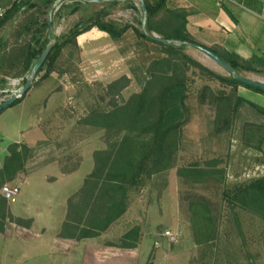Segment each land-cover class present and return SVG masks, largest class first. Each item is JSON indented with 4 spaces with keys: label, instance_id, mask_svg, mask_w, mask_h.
Here are the masks:
<instances>
[{
    "label": "rangeland",
    "instance_id": "374dc122",
    "mask_svg": "<svg viewBox=\"0 0 264 264\" xmlns=\"http://www.w3.org/2000/svg\"><path fill=\"white\" fill-rule=\"evenodd\" d=\"M119 1L108 19L144 30V16L139 1ZM93 3L90 12L103 8L102 3ZM236 3L245 5L246 2L237 0ZM74 4V0H65L53 13L48 33L54 43L60 42L81 20L82 12L90 8L89 5H83L80 8L82 12L70 13ZM61 6L62 9L58 11ZM22 19L21 11L0 28L1 55L7 54L16 47L17 42L26 39L15 36ZM93 29L94 41L91 44L83 49L67 46L62 50L58 67L67 70V73L56 75L60 80L48 81L39 89L45 92L46 89L54 88L62 92L53 112L43 116L41 125L50 143L46 159L53 164L54 169L34 174L37 168H33L37 165H33L32 154L29 153L28 167L7 183L18 190L16 195L7 200L10 212L15 217L31 219V226V217H35L36 222L32 228L7 223L5 232L0 234V264H264V222L246 212H240L235 217L222 201L224 189L248 183L264 174V155L259 153L264 120L249 106L243 105L231 129L217 133L213 123L214 106L208 103V98L202 104L199 94L205 85L215 92L224 90L229 93L231 88L201 77L192 70L189 72L191 79L187 103L189 117L182 129L177 165L162 175L146 180L131 192L127 212L95 243L97 247L106 245L111 248H103L99 252H74L67 242L52 240L59 231L60 222L68 210V200L74 194L77 183L60 181L61 187L51 188L48 187L51 179L55 180L59 173L65 174V170L73 172L79 169L80 175L90 173L94 168V152L107 147L105 131L87 124L85 118L94 108H108L110 98L105 97V88L123 75L131 81L122 91L120 100H127L131 95L141 92L146 79L145 66L150 58L158 54L153 49L146 52L145 48L137 47V38L132 29L120 41H113L106 33ZM233 37L241 40L238 42L243 49L257 43L263 47L259 56L253 55L248 59L235 54L240 62L250 61L255 56L264 60V16H259L256 33L243 32L242 36L235 34ZM184 51L212 71L229 76L224 68L199 48L185 45ZM216 52L224 56L221 51ZM255 65L261 68L256 62ZM15 71L10 70L6 80L18 78L11 77ZM236 73L243 78L264 83L262 74L246 70ZM32 94L33 99L39 101L41 93ZM237 95L259 105V93L239 87ZM27 104L28 107L23 106V109L7 107L0 112V157L7 145L24 139L32 140L37 135L38 129L27 130L33 111L32 105ZM34 110L37 111V108ZM259 124L263 125L262 130H259ZM20 130L23 131L22 135ZM212 158L220 159L225 169V182L221 185H194L177 175L180 166L195 161L203 163ZM195 196L205 197L221 214L217 220L218 239L212 244L200 245L195 240L189 211V202ZM134 226L140 228L136 250H122L109 245L120 243L122 235ZM166 231H170L176 240L165 237L163 234ZM40 234L41 237L36 238Z\"/></svg>",
    "mask_w": 264,
    "mask_h": 264
},
{
    "label": "trees",
    "instance_id": "16d2710c",
    "mask_svg": "<svg viewBox=\"0 0 264 264\" xmlns=\"http://www.w3.org/2000/svg\"><path fill=\"white\" fill-rule=\"evenodd\" d=\"M54 2L55 0H27L22 4L14 3L8 8L0 28L22 11L23 19L17 26L15 36L26 39L17 42L14 51L1 55V86H6L10 70H16L11 77L26 76L49 44L47 15ZM119 2H103L101 10L90 12L94 5L92 1L83 3L74 0L70 13L81 11L83 5H89L90 8L85 12L81 11V20L60 42L54 43L32 86L38 85L52 73L65 75L67 70L58 67L62 50L67 46L77 48V37L93 28L106 33L113 41H120L132 29L137 38V47L145 48L146 52L153 49L158 53L145 66L146 79L141 92L131 95L127 100H120L122 91L131 81L128 76L123 75L105 88V97L110 98L108 108H94L85 118L87 124L105 131L107 147L94 152L93 170L85 177L82 187L68 200L67 214L59 233L63 238L80 240L100 236L127 212L132 191L142 186L146 180L176 167L182 129L189 117L187 103L191 70L201 77L231 88L229 93L224 90L215 92L205 85L199 94L202 104L208 98V103L214 106L213 123L217 133L231 129L243 105L249 106L264 120V107L237 95L239 87L262 95L264 90L231 75L226 77L212 71L185 53L184 46L192 45L210 50L229 63L235 72L246 70L264 75L263 59L255 56L242 63L235 54L221 57L215 49L198 43L187 31V13L169 9L167 0L155 3L144 0L147 7L144 30L108 19L111 10ZM131 7L135 8L132 4ZM153 34L170 40L171 44L165 45L152 39ZM255 62L261 68H257ZM23 98L9 107L20 103ZM262 126L259 124V130L263 129ZM263 137L264 135L259 138V150ZM7 151L0 163V233L5 232L9 222L26 228L32 223L31 219L15 217L1 194L3 185L12 182L23 171L30 149L25 144L11 143ZM177 175L194 185H221L225 182V169L218 158L180 166L177 168ZM222 201L235 217L240 212H246L264 222V175L248 183L224 189ZM189 211L196 242L200 245L214 243L219 233L217 220L221 214L218 208L205 197L195 196L189 202ZM139 239L140 228L134 226L122 235L120 243L113 245L122 249H135Z\"/></svg>",
    "mask_w": 264,
    "mask_h": 264
},
{
    "label": "crops",
    "instance_id": "0c3cea01",
    "mask_svg": "<svg viewBox=\"0 0 264 264\" xmlns=\"http://www.w3.org/2000/svg\"><path fill=\"white\" fill-rule=\"evenodd\" d=\"M149 1L151 3H155L159 0ZM236 1L237 0H167L166 4L169 9L181 10L187 13V31L198 43L221 51L224 55L236 54L244 57V59H248L253 55L259 56L263 51V47L259 46V43L249 47L247 46L243 49V46L240 45V42H238L241 40H235L233 36L235 34L242 36L243 32L256 33L258 31L259 16H264V0H238L239 2H246L245 5H242L241 3L238 4L236 3ZM4 4L8 5V0H4ZM93 31L94 29H91L90 31L79 35L80 37H84L80 42L79 36L77 37V45L80 49L85 48L88 44H91V42L94 41V36L92 34ZM56 75V73H52L47 79L39 83L36 87H31L23 100L11 108L14 109L16 107H22L23 109V106L24 108L28 107L27 103H30L32 105L33 111H31L29 118L31 123L28 124L27 130H31L33 128L38 129L37 135L32 140L28 139L27 141L24 139V141L16 143L25 144L29 147L30 153L32 154L33 165H37L33 168H37L34 171V174H41L54 169L53 164L50 163L48 159H46V154L48 153V151H50V149H48L50 143L47 142L48 139L45 138L46 136L41 130V125L44 118L43 116L46 113L53 112L55 104L62 97V92L54 90V88L46 89L45 92H42V90L39 89L43 87L44 83L48 81L54 82L55 79L60 80V78H58ZM5 87L1 86L0 84V90L4 89ZM32 92L41 93L39 94V101L33 99L34 94H32ZM259 105L264 107V95L262 94H259ZM36 108L37 111L34 110ZM19 132L20 135L23 134L22 130H20ZM7 147L3 148L4 154L2 157H0V160H2L7 155ZM259 153L261 156L262 154L264 155V137L261 144V151ZM45 159L47 160L46 162ZM26 163L24 169L28 167V163ZM79 171V169L73 172L65 170L63 171L65 174L59 173V175L55 176L57 177L55 180L51 179L52 182L49 183L48 187H61L62 185H59L60 181H75V183H77L75 189L73 190L75 194L82 187L85 177L89 174L88 173L80 175L78 174ZM66 214L67 210L65 211L64 218H62V221L60 222L58 233L55 235V237L52 238L53 241L54 239H58L67 242L69 248L73 249L74 252H87L89 250L90 252H99L100 250H103V248H111L107 247L106 245H100L98 247L96 246L97 241L102 237L103 233L98 237L84 238L80 240L61 237L59 233L61 231V227L65 220ZM31 218L33 219L34 225L36 222V218ZM42 234L36 236V238H40ZM109 245L113 246V244ZM137 247L135 249L118 248L122 250H136Z\"/></svg>",
    "mask_w": 264,
    "mask_h": 264
},
{
    "label": "water",
    "instance_id": "95a60500",
    "mask_svg": "<svg viewBox=\"0 0 264 264\" xmlns=\"http://www.w3.org/2000/svg\"><path fill=\"white\" fill-rule=\"evenodd\" d=\"M65 1V0H55V2L53 3L50 11H49V18H48V26L49 29L51 28V17L53 15V13L59 8V5H61V3ZM79 2H85V0H76ZM92 2H109V1H116V0H89ZM140 3V8L142 11V14L144 16V21H143V26H146V16H147V7L146 4L144 2V0H138ZM152 39L163 43L165 45H169L171 44L170 40H165V39H161L159 38L157 35L153 34L151 36ZM181 44V43H180ZM179 44V45H180ZM54 46V42L50 40L49 44L47 45V47L44 49V51L42 52V54L39 56V58L37 59V61L35 62V64L33 65L31 71L29 72L26 82L24 84V87L21 91V94L17 97H12L10 99H8L5 103L0 105V112L3 111L4 109H6L7 107H9L10 105L14 104L16 101H18L19 99H22L25 95V93L31 88V86L33 85V82L36 80V74L38 72V70L40 69V67L44 64V62L46 61L50 51L52 50ZM201 51H203L208 57L212 58L215 62H217L222 68H224L229 75L233 76L234 78L241 80L249 85H252L254 87L260 88L262 90H264V83L262 82H255L246 78H243L239 75H237V73L235 72V70L233 69V67L227 63L226 61H224L223 59H221L219 56L215 55L213 52H211L208 49H204L201 47H198Z\"/></svg>",
    "mask_w": 264,
    "mask_h": 264
},
{
    "label": "built area",
    "instance_id": "2783aa9c",
    "mask_svg": "<svg viewBox=\"0 0 264 264\" xmlns=\"http://www.w3.org/2000/svg\"><path fill=\"white\" fill-rule=\"evenodd\" d=\"M11 3L8 5L4 4V0H0V24L2 20L4 19L6 12L8 8H10L14 3L22 4L23 2L27 0H10ZM22 9H24L22 7ZM26 77H18V78H11L7 79L6 87L2 90H0V105L5 103L8 99L12 97H17L21 94V91L24 87V84L26 82ZM1 193L4 196L6 200L12 198L14 195L18 193V190L16 188H11L7 184L3 185L1 188ZM165 237H168L170 240H176V237L170 232L166 231L163 234Z\"/></svg>",
    "mask_w": 264,
    "mask_h": 264
},
{
    "label": "bare ground",
    "instance_id": "6f19581e",
    "mask_svg": "<svg viewBox=\"0 0 264 264\" xmlns=\"http://www.w3.org/2000/svg\"><path fill=\"white\" fill-rule=\"evenodd\" d=\"M83 38H84L83 36H81V37L79 36V42L82 41Z\"/></svg>",
    "mask_w": 264,
    "mask_h": 264
}]
</instances>
